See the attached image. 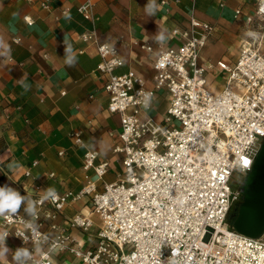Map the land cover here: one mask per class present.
<instances>
[{
    "label": "built area",
    "instance_id": "2783aa9c",
    "mask_svg": "<svg viewBox=\"0 0 264 264\" xmlns=\"http://www.w3.org/2000/svg\"><path fill=\"white\" fill-rule=\"evenodd\" d=\"M39 3L49 7V0ZM93 8L94 0H84L77 10L92 20ZM240 13L235 9L234 17ZM23 19L33 22L29 15ZM244 20L248 35L233 64L216 61L227 72L218 90L209 86L207 66L200 63L214 26L194 15L186 27L171 30L175 44L159 46L150 87L134 70L118 71L124 61L115 45L99 40L93 29L81 33L83 41L95 44L107 110L120 115L113 151L120 154L122 169L114 181H104L109 161L88 149L78 191L54 189L55 198H45L53 188L40 192L37 185L34 216L21 211L0 216V234H14L29 246L27 264H52L56 249L70 251L83 264H264V233L242 234L227 220L243 196V180L231 182L235 174L244 179L264 142V0H257ZM141 47L152 50V45ZM162 92L168 106L157 122L148 111ZM71 135L82 143L80 130ZM79 200L90 202L99 217L96 242L88 247L64 230L50 235L40 227L46 203L45 215L55 220L65 205ZM68 223L84 234L96 225L80 212ZM50 227L60 226L52 222Z\"/></svg>",
    "mask_w": 264,
    "mask_h": 264
},
{
    "label": "crops",
    "instance_id": "0c3cea01",
    "mask_svg": "<svg viewBox=\"0 0 264 264\" xmlns=\"http://www.w3.org/2000/svg\"><path fill=\"white\" fill-rule=\"evenodd\" d=\"M40 0H0V187L8 185L26 197L19 211L47 188L57 191H78L84 182V152L98 151L100 159L116 169L114 181L121 171L120 154L113 148L119 143L120 115L107 110L108 95L103 89L104 76L97 71L99 56L95 44L81 39L82 32L94 30L101 41L117 48L124 65L118 71L134 70L152 85L153 61L160 47L175 44L174 27H186L190 15L213 24L214 29L202 49L200 63L207 66L206 78L215 90L222 87L214 75L220 69L216 61H235L248 31L244 20L257 0H156L154 16L146 13L148 0H94L93 19H85L77 7L84 0H49V7ZM241 13L234 17V10ZM29 15L32 23H27ZM163 31L165 42L155 40ZM19 37L18 41L15 38ZM152 45V50L142 48ZM69 60L72 62L69 63ZM216 83L219 85H216ZM148 115L153 117V106ZM80 130L81 144L71 132ZM36 161V164L33 162ZM29 175H25V171ZM50 173H53L50 175ZM48 203L40 212V227L56 235L61 230L76 235L86 247L96 242L99 217L86 200L70 201L55 220L46 214ZM80 212L90 217L95 226L89 233L70 227L68 218ZM52 222L59 229L50 227ZM7 253L0 255V264H16V249L22 244L14 234L6 238ZM52 264H83L70 251L54 250Z\"/></svg>",
    "mask_w": 264,
    "mask_h": 264
},
{
    "label": "water",
    "instance_id": "95a60500",
    "mask_svg": "<svg viewBox=\"0 0 264 264\" xmlns=\"http://www.w3.org/2000/svg\"><path fill=\"white\" fill-rule=\"evenodd\" d=\"M240 189L242 201L232 217V227L242 234L257 237L264 233V142Z\"/></svg>",
    "mask_w": 264,
    "mask_h": 264
},
{
    "label": "clouds",
    "instance_id": "9594fccd",
    "mask_svg": "<svg viewBox=\"0 0 264 264\" xmlns=\"http://www.w3.org/2000/svg\"><path fill=\"white\" fill-rule=\"evenodd\" d=\"M157 9L158 5L156 4V0H148L147 5L145 6L146 13L149 16H154ZM155 40L160 43L165 42L166 37L164 35V32L160 31L156 35ZM71 62L72 61L69 60V63ZM55 195L56 193L54 189H48L45 198H55ZM25 200L26 197L22 196L14 188L8 185L0 187V216H3L5 214H16L19 211L21 204L24 203ZM25 212L32 216L35 215V209L31 203L27 208H25ZM26 226L30 228L33 233H36V226L34 225V223L28 222ZM6 237H8V234L6 232L0 234V255H3L4 253H7L9 251V248L6 246ZM23 239L27 240L28 237L25 236ZM30 259L31 254L27 249H24L22 247L16 249L14 256L16 264H27V261Z\"/></svg>",
    "mask_w": 264,
    "mask_h": 264
},
{
    "label": "rangeland",
    "instance_id": "374dc122",
    "mask_svg": "<svg viewBox=\"0 0 264 264\" xmlns=\"http://www.w3.org/2000/svg\"><path fill=\"white\" fill-rule=\"evenodd\" d=\"M227 75V72H216L214 75V78L216 80V82H218L220 84L221 79L223 77H225ZM216 85H218L216 83ZM219 87V85H218ZM168 106V101H166V99L164 97H159L156 99L154 106H153V118L155 121L157 122H162L163 121V117L164 115H166V108ZM178 121H173V124L178 125ZM116 172V169L111 168V170L109 171V173L107 175H105V179L109 180L110 177H113L114 174ZM243 180V178H241L239 175L235 174V179L231 182V185H239L241 183V181ZM96 214V213H95Z\"/></svg>",
    "mask_w": 264,
    "mask_h": 264
},
{
    "label": "trees",
    "instance_id": "16d2710c",
    "mask_svg": "<svg viewBox=\"0 0 264 264\" xmlns=\"http://www.w3.org/2000/svg\"><path fill=\"white\" fill-rule=\"evenodd\" d=\"M231 212L228 214V218H227V220H228V222H229V224L230 225H232V221H233V218L231 217Z\"/></svg>",
    "mask_w": 264,
    "mask_h": 264
}]
</instances>
